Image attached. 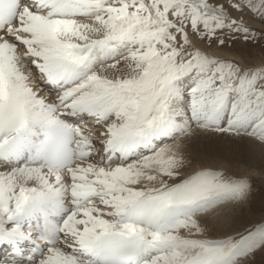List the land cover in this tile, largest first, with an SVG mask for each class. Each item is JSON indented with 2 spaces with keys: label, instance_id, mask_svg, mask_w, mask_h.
I'll return each instance as SVG.
<instances>
[{
  "label": "snow or ice",
  "instance_id": "snow-or-ice-1",
  "mask_svg": "<svg viewBox=\"0 0 264 264\" xmlns=\"http://www.w3.org/2000/svg\"><path fill=\"white\" fill-rule=\"evenodd\" d=\"M250 161L264 0H0V264H264Z\"/></svg>",
  "mask_w": 264,
  "mask_h": 264
},
{
  "label": "rangeland",
  "instance_id": "rangeland-1",
  "mask_svg": "<svg viewBox=\"0 0 264 264\" xmlns=\"http://www.w3.org/2000/svg\"><path fill=\"white\" fill-rule=\"evenodd\" d=\"M248 168V166L246 164H240L239 165V170L242 174L245 173V170ZM246 174L250 175L257 183V185L259 186L262 182V180H264V177L260 176L258 174V168L257 167H252L251 171H248ZM260 183V184H259ZM259 216V210H257V217Z\"/></svg>",
  "mask_w": 264,
  "mask_h": 264
},
{
  "label": "bare ground",
  "instance_id": "bare-ground-1",
  "mask_svg": "<svg viewBox=\"0 0 264 264\" xmlns=\"http://www.w3.org/2000/svg\"><path fill=\"white\" fill-rule=\"evenodd\" d=\"M249 164L252 165V167L254 166V167L258 168V161H250ZM247 166H249V165H247Z\"/></svg>",
  "mask_w": 264,
  "mask_h": 264
}]
</instances>
